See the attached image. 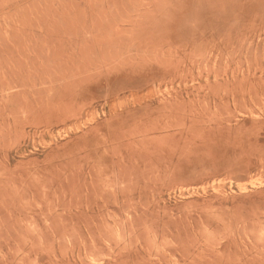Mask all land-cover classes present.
<instances>
[{
    "label": "rangeland",
    "instance_id": "374dc122",
    "mask_svg": "<svg viewBox=\"0 0 264 264\" xmlns=\"http://www.w3.org/2000/svg\"><path fill=\"white\" fill-rule=\"evenodd\" d=\"M0 264H264V0H0Z\"/></svg>",
    "mask_w": 264,
    "mask_h": 264
}]
</instances>
